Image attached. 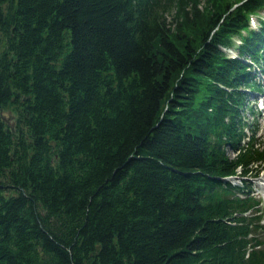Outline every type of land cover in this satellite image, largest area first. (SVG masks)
<instances>
[{
  "label": "trees",
  "instance_id": "obj_1",
  "mask_svg": "<svg viewBox=\"0 0 264 264\" xmlns=\"http://www.w3.org/2000/svg\"><path fill=\"white\" fill-rule=\"evenodd\" d=\"M260 12L0 0V264H264Z\"/></svg>",
  "mask_w": 264,
  "mask_h": 264
},
{
  "label": "rangeland",
  "instance_id": "obj_2",
  "mask_svg": "<svg viewBox=\"0 0 264 264\" xmlns=\"http://www.w3.org/2000/svg\"><path fill=\"white\" fill-rule=\"evenodd\" d=\"M264 13V12H263ZM264 15V14H263ZM256 20V19H255ZM259 20V19H258ZM260 21V20H259ZM254 26V25H253ZM254 27H257V26H254ZM232 50V49H231ZM233 51V52H232ZM232 51H230L231 52V54H236V51H237V49L236 48H233V50ZM259 77H261L260 75H259ZM263 79H264V77H262ZM250 96V104L251 105H253L254 106V104H253V98L255 99L256 98V96L257 97H260V95H258V94H253V95H249ZM253 97V98H252ZM252 99V100H251ZM258 103H257V107L256 106H254V108H255V110H257V115H255V119H257L256 120V125H255V127H259V135H261V137H264V109H262V110H260V106H262L263 105V101H261L260 99L257 101ZM258 135V136H259ZM229 154L230 155H232V156H234L235 154H234V152L232 151V150H229ZM234 180H236L235 181V183L236 182H238V183H241L240 181L241 180H239L238 178H234ZM249 180L250 181H252V183L254 184V188H255V194L257 195V196H259V197H261L262 198V200H263V204H264V171L261 173V175L258 177V178H255V177H251V179L249 178Z\"/></svg>",
  "mask_w": 264,
  "mask_h": 264
}]
</instances>
